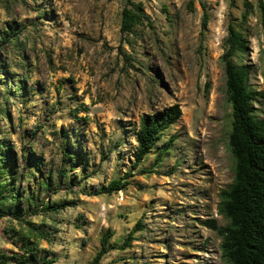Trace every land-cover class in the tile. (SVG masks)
Masks as SVG:
<instances>
[{"label":"rangeland","instance_id":"rangeland-1","mask_svg":"<svg viewBox=\"0 0 264 264\" xmlns=\"http://www.w3.org/2000/svg\"><path fill=\"white\" fill-rule=\"evenodd\" d=\"M131 2L144 16L123 35L126 0H0V194H19L0 209V252L90 264L108 230L122 245L140 220L100 264H225L202 225L226 224L234 177L221 56L232 25L247 45L234 62L264 92L258 1ZM174 104L180 119L132 169L142 115ZM128 171L124 190L96 194Z\"/></svg>","mask_w":264,"mask_h":264},{"label":"trees","instance_id":"trees-1","mask_svg":"<svg viewBox=\"0 0 264 264\" xmlns=\"http://www.w3.org/2000/svg\"><path fill=\"white\" fill-rule=\"evenodd\" d=\"M261 13V25L264 35V0H257ZM246 19L251 6L245 3ZM144 12L140 4L126 0L121 12L120 32L131 34L136 25L142 22ZM208 24L206 12L203 14L202 30ZM7 41V39H4ZM225 51L221 61L225 68V100L231 108V129L229 147L234 159V177L232 183L220 192L218 213L226 224L219 226L216 220L202 222L205 227L216 231L221 237V257L225 264H264V120L257 114L255 103L262 99L264 92L249 87L247 67L234 62V59L247 49L243 34L232 25L228 27V36L224 44ZM264 65V39L260 51ZM209 84L206 83L208 89ZM182 110L178 104L162 111L142 115L136 132V149L132 169H136L151 153L163 132L171 128L181 117ZM159 157L156 162L159 161ZM143 173L148 171L142 170ZM132 171L122 177L111 180L96 194H112L124 190L129 185ZM17 192L7 196L0 194V209L4 210L5 201L18 198ZM3 216V214H0ZM141 227L139 220L125 238L122 245H110L112 236L108 230L100 241V249L90 264H100L102 258L111 250H125L129 247L134 233ZM51 264L43 261L34 262L16 254L7 255L0 252V264Z\"/></svg>","mask_w":264,"mask_h":264}]
</instances>
